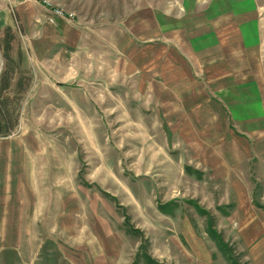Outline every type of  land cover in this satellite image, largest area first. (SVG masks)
<instances>
[{"label": "rangeland", "instance_id": "obj_1", "mask_svg": "<svg viewBox=\"0 0 264 264\" xmlns=\"http://www.w3.org/2000/svg\"><path fill=\"white\" fill-rule=\"evenodd\" d=\"M0 264H264V0H0Z\"/></svg>", "mask_w": 264, "mask_h": 264}, {"label": "built area", "instance_id": "obj_2", "mask_svg": "<svg viewBox=\"0 0 264 264\" xmlns=\"http://www.w3.org/2000/svg\"><path fill=\"white\" fill-rule=\"evenodd\" d=\"M48 15H50L48 17V20L50 22H52V16H55V17L56 16H61L62 15V12L60 10H58V9H52V10L48 11Z\"/></svg>", "mask_w": 264, "mask_h": 264}, {"label": "trees", "instance_id": "obj_3", "mask_svg": "<svg viewBox=\"0 0 264 264\" xmlns=\"http://www.w3.org/2000/svg\"><path fill=\"white\" fill-rule=\"evenodd\" d=\"M7 47H8V44L5 45L4 50H3V51H4V57H5V52H6L7 49H8Z\"/></svg>", "mask_w": 264, "mask_h": 264}]
</instances>
